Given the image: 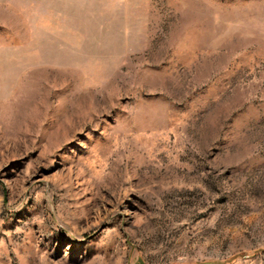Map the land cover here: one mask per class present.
Segmentation results:
<instances>
[{
  "label": "rangeland",
  "instance_id": "rangeland-1",
  "mask_svg": "<svg viewBox=\"0 0 264 264\" xmlns=\"http://www.w3.org/2000/svg\"><path fill=\"white\" fill-rule=\"evenodd\" d=\"M0 264H264V0H0Z\"/></svg>",
  "mask_w": 264,
  "mask_h": 264
}]
</instances>
